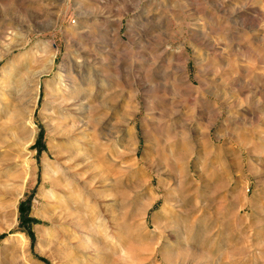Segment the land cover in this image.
<instances>
[{"label": "rangeland", "instance_id": "374dc122", "mask_svg": "<svg viewBox=\"0 0 264 264\" xmlns=\"http://www.w3.org/2000/svg\"><path fill=\"white\" fill-rule=\"evenodd\" d=\"M0 264H264V0H0Z\"/></svg>", "mask_w": 264, "mask_h": 264}, {"label": "bare ground", "instance_id": "6f19581e", "mask_svg": "<svg viewBox=\"0 0 264 264\" xmlns=\"http://www.w3.org/2000/svg\"><path fill=\"white\" fill-rule=\"evenodd\" d=\"M65 84H66V86L64 88L65 90L62 93V96H63L62 100H64V102H66V104L64 103L65 104L64 109H65V112L67 115L65 117H68L71 119L69 123L67 122V125L71 127V129L69 130L71 132L73 130H79L77 127H80L81 124L86 125V119L88 117L90 118V116H91L90 114H92L91 113L92 109H91V107L86 105V103L82 100L80 93L73 92L74 90H76L74 83H72L70 81H65ZM69 89H70V91L68 92ZM72 92L74 93L73 96L71 95V94H73ZM26 131H29V129L26 128ZM24 141H25V139H24ZM29 145H30V142L26 140L25 148H28ZM26 163L28 164V161ZM69 168L74 169L75 166H70ZM22 172H24V173H22V175L20 177L21 181L24 179H27L29 174L31 176L30 170H22ZM67 185H68V187H71L73 185V183H71V180H69L67 182ZM18 192L19 191H17V193ZM67 192H69V191H67ZM41 235H40L41 240L39 241L40 244L46 243L48 241L47 239H48L49 234L46 231H42Z\"/></svg>", "mask_w": 264, "mask_h": 264}]
</instances>
